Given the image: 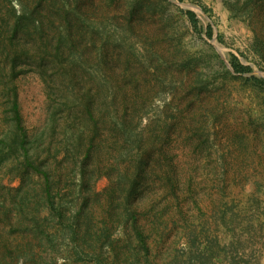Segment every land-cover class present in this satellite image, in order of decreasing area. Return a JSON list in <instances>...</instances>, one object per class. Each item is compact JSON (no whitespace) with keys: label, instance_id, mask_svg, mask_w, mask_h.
I'll return each instance as SVG.
<instances>
[{"label":"rangeland","instance_id":"obj_1","mask_svg":"<svg viewBox=\"0 0 264 264\" xmlns=\"http://www.w3.org/2000/svg\"><path fill=\"white\" fill-rule=\"evenodd\" d=\"M188 11L194 13L195 26L185 15ZM22 12L24 30L19 31ZM59 37L64 39L56 52ZM232 57L249 72L234 73L229 64ZM159 60L164 70L159 69L158 74L163 80L154 71ZM187 67L191 73L210 68V80L216 87L213 97L222 109L213 124L207 123L211 135L206 146H198L203 137L189 140L190 133L183 132L180 158L185 169L189 165L196 169L195 188L200 191L203 212L182 205L192 225L183 228L181 215L175 213L179 225H171L148 253L134 237L126 236L130 225L124 222L133 209L142 220L152 218L151 205L114 203L113 218L118 224L107 223L112 232L108 241L97 244L90 256L81 255L80 260L71 254V247L65 251L59 246L57 258L50 264H264V84L252 91L244 80L254 76L264 81V0H0V264H38L43 249L30 215L19 224L14 189L23 175L31 184L36 176L32 177V170L28 176L24 173L19 150L9 151L10 138L17 131L14 104L28 138L43 136V156L53 162L55 145L63 139L60 125L81 112L88 95L99 103L103 96L107 102L120 103L118 87H125L138 97V104L144 103L137 113L132 112V127L138 120L141 126L150 108L164 99L173 100V90L181 94L179 81ZM226 71L240 78L229 81ZM100 85L115 90L98 93ZM130 100L128 107L133 104ZM53 109L60 111L59 126L50 137L49 113ZM249 113H255L252 124ZM96 118L97 128L84 120V134L92 135L93 129L99 142L109 134L108 124L105 127ZM200 119L204 121L197 115L195 132L203 129ZM244 137L246 150L239 146ZM49 141L54 146L46 153ZM221 153L227 154L226 179L218 158ZM96 161L92 157L94 165ZM71 162L69 158L67 165ZM59 171L64 189L66 169L60 167ZM223 183L229 186L226 196L218 188ZM107 184L101 174L96 189L103 190ZM70 204L61 202L66 209L75 205L94 211L97 225L110 220V203L104 197L94 196L85 205ZM221 205L231 208L225 217ZM109 241L115 254L109 253Z\"/></svg>","mask_w":264,"mask_h":264},{"label":"trees","instance_id":"obj_2","mask_svg":"<svg viewBox=\"0 0 264 264\" xmlns=\"http://www.w3.org/2000/svg\"><path fill=\"white\" fill-rule=\"evenodd\" d=\"M185 15L195 26L194 13L188 11ZM18 19L19 31L24 30V21L22 20L25 19V14L19 13ZM207 35H210L209 28ZM63 39V37H59L57 40L56 52H60ZM221 64L223 65L222 62ZM229 64L236 74L249 72V68L239 65L235 57L230 59ZM42 66L43 63L38 67L42 68ZM162 66L159 60L158 67L154 71L157 78L163 80L162 74L161 76L158 74ZM14 67L13 63L12 69ZM163 70L164 68L162 72ZM225 73L229 75V81L234 82L240 78L229 71ZM210 78V68L208 71L200 70L191 73L187 67L179 81L181 94L177 90H173V100L166 102L164 99L162 104L150 108L146 121L141 126H138L141 124L138 120L134 121L135 125L132 127L134 120L132 112L137 113L139 108L142 109L144 103L142 106L138 104V97L129 93L125 87H118V94L122 96L120 103L114 99L107 102L108 98L105 96L99 103L98 100L92 101V97L88 99V95L83 102L84 106L80 109L81 112L78 111L79 113L72 115L74 118L68 116L60 125L63 139L55 145L53 162L48 161V156H43L45 153L43 150L44 140H41L44 138L43 136L33 140L28 138L20 122L17 104H14L13 111L16 116L17 131L10 138L9 151L19 150V165L23 166L24 173L28 176L30 175L29 171L32 170L35 174L32 177L36 176L31 184V182H25L23 175L19 187L14 189V192L19 207V224L22 225L25 215H30L31 226L39 237V245L43 247L38 256V264L53 263L59 254V246H62L65 251L71 247L73 249L71 254L77 256L79 260L81 255L90 256L93 252H89L95 251L97 244L111 238L112 232L107 223L115 224L117 221L113 218L114 208L112 205L114 203L148 202L151 205L148 212L154 213L152 218L142 220L136 214L138 210L133 209L128 216L129 219L124 222L126 226L130 225V234H126V236L131 239L134 237L136 242L148 253L153 244L159 240L162 241L171 225L175 227L179 225V219H175V213L181 215L183 228L192 225V219L183 214L182 205H188L189 211H192L191 206L201 212L203 209L199 203L200 191L195 188L197 187V183H195L196 169L192 165H189L187 169L182 166L180 150L183 132L186 129L190 133L189 140H193L194 136H200L199 140L203 137L198 142V146H206L207 138L211 135L209 128L207 129V123L213 124L219 118L222 109L218 99L213 97L216 87ZM244 80L250 83L245 87L252 91L264 84L263 80L254 76L244 78ZM99 83L100 80L97 81V86ZM98 89V93L105 89L115 90L114 87L101 85ZM150 91L148 90L147 93ZM153 92L156 93L154 90ZM130 97L133 99L132 107L127 106L130 104ZM159 98L162 97L159 96ZM59 113L58 109H53L49 113L50 137H53L57 126H59L56 119ZM197 115L202 116L204 121L200 119L203 129H198L195 132L194 123ZM254 116L255 113H249L250 124L255 121ZM96 117L103 122L105 127L108 124L106 131L109 134L103 135L99 142H96L98 136L93 129L90 131L92 135L87 137L84 134V128H86L84 125H87L85 121L93 123V127L97 128L95 124H98V119ZM105 117H108L107 121ZM128 117L131 119L128 120ZM244 140L247 138L244 137L240 140L239 146L246 150L248 143ZM52 146L54 143L52 145V142L49 141L46 153L50 152ZM226 156L227 154L221 153L218 157L220 166H222V177L225 179L228 176ZM92 157H96L98 160L96 161L97 165L92 163ZM69 158L72 159L71 166L67 165ZM65 163L66 165H64ZM60 167L66 169L64 189L60 186L62 182L59 175ZM101 167L103 168L101 169ZM97 170H101L102 173ZM101 174L108 179V184L103 190L98 191L96 183ZM28 180H32V178L28 177ZM218 188L223 196L227 195L229 186L226 183ZM94 196L104 197L110 203L108 217L110 220L100 221L99 225L94 223V211L90 212L84 206L79 208H76L75 205L71 206L76 202L85 205ZM208 196L211 197V195ZM62 201L71 202V207L63 208ZM221 206L225 207L221 212L222 217H225L231 208L226 205ZM208 210L209 207H206L205 211ZM118 222L122 223V221ZM125 243L127 244V241ZM108 244L109 253L115 254L112 241H109ZM128 244H131L130 241ZM20 264H25V262Z\"/></svg>","mask_w":264,"mask_h":264}]
</instances>
